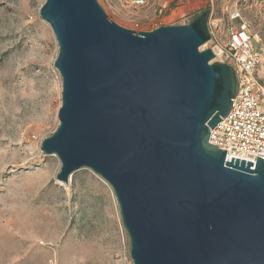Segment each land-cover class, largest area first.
I'll use <instances>...</instances> for the list:
<instances>
[{
  "label": "water",
  "instance_id": "95a60500",
  "mask_svg": "<svg viewBox=\"0 0 264 264\" xmlns=\"http://www.w3.org/2000/svg\"><path fill=\"white\" fill-rule=\"evenodd\" d=\"M62 77L57 130L41 150L68 183L88 168L116 195L133 264H264V158L210 142L237 95L213 61L211 8L188 24L137 32L99 0H46Z\"/></svg>",
  "mask_w": 264,
  "mask_h": 264
},
{
  "label": "rangeland",
  "instance_id": "374dc122",
  "mask_svg": "<svg viewBox=\"0 0 264 264\" xmlns=\"http://www.w3.org/2000/svg\"><path fill=\"white\" fill-rule=\"evenodd\" d=\"M45 1L0 0V264H133L111 185L88 168L62 183L60 159L41 150L62 105L59 46L40 15ZM99 2L137 32L191 22L210 7L215 37L203 48L227 44L228 27L240 20L264 45V0Z\"/></svg>",
  "mask_w": 264,
  "mask_h": 264
},
{
  "label": "built area",
  "instance_id": "2783aa9c",
  "mask_svg": "<svg viewBox=\"0 0 264 264\" xmlns=\"http://www.w3.org/2000/svg\"><path fill=\"white\" fill-rule=\"evenodd\" d=\"M132 3L141 6L146 0H132ZM232 19H241L240 14L232 15ZM188 23L190 21L179 24ZM209 27L211 39H214L211 21ZM228 33L227 44L208 48L215 53L213 61L225 62L235 68L239 87L229 114L211 129L210 142L220 149H227V161L235 157L256 164L258 156L264 158V80L258 74L264 65V45H255V37L244 20L233 22Z\"/></svg>",
  "mask_w": 264,
  "mask_h": 264
},
{
  "label": "crops",
  "instance_id": "0c3cea01",
  "mask_svg": "<svg viewBox=\"0 0 264 264\" xmlns=\"http://www.w3.org/2000/svg\"><path fill=\"white\" fill-rule=\"evenodd\" d=\"M256 36V35H255ZM264 67V66H263ZM261 73V74H260ZM258 74H259V76H261L262 78H263V80H264V69L262 70H260V68H259V70H258Z\"/></svg>",
  "mask_w": 264,
  "mask_h": 264
},
{
  "label": "trees",
  "instance_id": "16d2710c",
  "mask_svg": "<svg viewBox=\"0 0 264 264\" xmlns=\"http://www.w3.org/2000/svg\"><path fill=\"white\" fill-rule=\"evenodd\" d=\"M201 12H199L198 14H196L195 16H194V19L200 14Z\"/></svg>",
  "mask_w": 264,
  "mask_h": 264
}]
</instances>
